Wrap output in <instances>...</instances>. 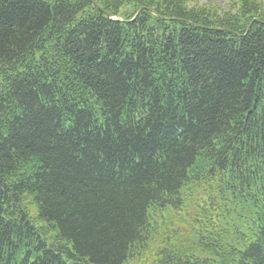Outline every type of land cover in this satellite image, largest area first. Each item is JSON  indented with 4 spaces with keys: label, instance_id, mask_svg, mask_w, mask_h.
<instances>
[{
    "label": "trees",
    "instance_id": "obj_1",
    "mask_svg": "<svg viewBox=\"0 0 264 264\" xmlns=\"http://www.w3.org/2000/svg\"><path fill=\"white\" fill-rule=\"evenodd\" d=\"M202 1L0 0V264H264V0Z\"/></svg>",
    "mask_w": 264,
    "mask_h": 264
},
{
    "label": "rangeland",
    "instance_id": "obj_2",
    "mask_svg": "<svg viewBox=\"0 0 264 264\" xmlns=\"http://www.w3.org/2000/svg\"><path fill=\"white\" fill-rule=\"evenodd\" d=\"M234 0H204L201 4H205L207 6L211 5L212 7H217L220 11H229L233 7Z\"/></svg>",
    "mask_w": 264,
    "mask_h": 264
},
{
    "label": "water",
    "instance_id": "obj_3",
    "mask_svg": "<svg viewBox=\"0 0 264 264\" xmlns=\"http://www.w3.org/2000/svg\"><path fill=\"white\" fill-rule=\"evenodd\" d=\"M107 15V14H106ZM109 17V15H107Z\"/></svg>",
    "mask_w": 264,
    "mask_h": 264
}]
</instances>
